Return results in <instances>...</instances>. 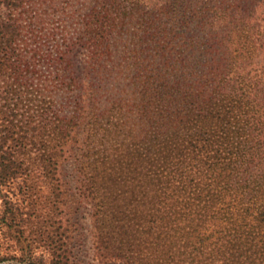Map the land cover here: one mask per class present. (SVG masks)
<instances>
[{"label":"trees","instance_id":"1","mask_svg":"<svg viewBox=\"0 0 264 264\" xmlns=\"http://www.w3.org/2000/svg\"><path fill=\"white\" fill-rule=\"evenodd\" d=\"M259 5L0 0V264H264Z\"/></svg>","mask_w":264,"mask_h":264},{"label":"rangeland","instance_id":"2","mask_svg":"<svg viewBox=\"0 0 264 264\" xmlns=\"http://www.w3.org/2000/svg\"><path fill=\"white\" fill-rule=\"evenodd\" d=\"M254 21L259 26L264 25V5H259ZM262 54L258 56V58L256 59V63H258L259 66L264 65V60H263L264 58ZM67 170L69 173H71L72 167L68 166ZM80 221L83 227L82 240H83L84 245H83L82 251L78 253V257L86 264H121L119 262H108V263L104 262L103 263L97 259V256L95 255V252L92 246L91 222L86 212L83 213V216L80 219Z\"/></svg>","mask_w":264,"mask_h":264}]
</instances>
